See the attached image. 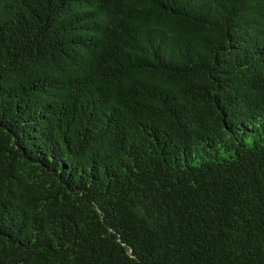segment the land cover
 <instances>
[{"label": "trees", "instance_id": "16d2710c", "mask_svg": "<svg viewBox=\"0 0 264 264\" xmlns=\"http://www.w3.org/2000/svg\"><path fill=\"white\" fill-rule=\"evenodd\" d=\"M0 264H264V0H0Z\"/></svg>", "mask_w": 264, "mask_h": 264}]
</instances>
